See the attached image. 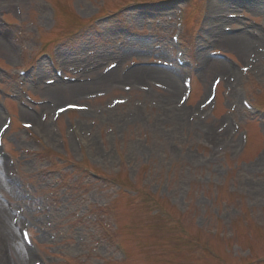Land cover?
I'll return each instance as SVG.
<instances>
[{"label": "rangeland", "instance_id": "1", "mask_svg": "<svg viewBox=\"0 0 264 264\" xmlns=\"http://www.w3.org/2000/svg\"><path fill=\"white\" fill-rule=\"evenodd\" d=\"M164 1L170 2L149 9L120 10L129 3ZM212 1L193 0L188 5L181 0H0V29L4 30L0 42L9 47L0 48V65L8 70V75L0 73V86L19 95L12 104L16 125L6 142L18 161L20 179L39 201L25 202L4 189L0 196L10 199L11 205H4L17 214L11 213L9 224L18 219L20 226H31L45 264H122L114 248L119 239L129 253L123 264H264V160L258 162L264 151V129L260 121L245 116L234 105L239 89L248 86L250 97L264 107V52L254 58L248 50L240 55L219 45L216 36L239 31L251 38L253 32L260 34L264 0L259 10L243 5L212 8ZM48 4L56 7L57 18L51 17ZM181 6L187 11L182 40L195 65L219 50L247 70L213 58L236 72L233 90L218 72H206L205 89L202 71L194 75L196 93L186 108L197 109L208 98L213 82L220 79V106L213 116L207 117L206 109L202 120L190 118L194 110L178 120L162 82L150 83L148 90L140 88L147 86L143 82L133 87L132 82H103L89 96L62 100L45 92L51 74L39 57L34 38L41 39L44 50L62 52L72 74L83 70L80 75L95 79L116 64L112 71L120 76L133 62L172 60L174 16ZM112 13L122 21L95 20ZM262 39H255L256 46ZM20 46L26 48L27 56ZM139 49L149 53L131 52ZM118 52L125 53L123 59L116 58ZM30 61L43 66L45 81L30 96L48 99L50 104L43 110H28L32 117L21 118L20 101L29 99L19 90L16 70ZM178 77L181 84L180 74ZM181 95L182 90L175 98L178 105ZM74 104L89 111L53 121L56 108ZM43 114L47 115L43 128L23 129V122L33 124ZM233 114L240 115L252 130V144L243 154L238 153V138L232 150L213 142L199 123L217 130ZM72 122L79 124L87 139L86 152L73 143ZM2 123L1 117L0 126ZM80 164L108 178L118 177L122 188L128 187L132 193L90 178L79 170ZM8 169L3 167V177ZM159 209L168 211L167 218L161 217ZM8 262L22 264L13 251L5 253L0 236V264Z\"/></svg>", "mask_w": 264, "mask_h": 264}, {"label": "bare ground", "instance_id": "2", "mask_svg": "<svg viewBox=\"0 0 264 264\" xmlns=\"http://www.w3.org/2000/svg\"><path fill=\"white\" fill-rule=\"evenodd\" d=\"M222 6V8H230L233 5H240V6H246L248 8H253L259 10L261 8V0H213L211 3V7L215 6ZM140 18H136V20H139ZM4 30L0 29V34L3 33ZM218 43L219 45H225L227 47H231L232 49L236 50L240 55H243L245 51H249V56L251 54H259L260 52H264V46L261 42H259V47L256 46L258 41H256L254 38H251L249 36V33L245 31H239L236 35L233 34H226L224 32H218ZM147 46V42H141ZM143 45V48H146V46ZM0 48L3 50H8L9 47L5 44H2L0 42ZM262 50V51H261ZM131 52H140V53H149V50L147 49H139ZM165 52H160L161 56H164ZM115 56L117 59H123L125 56L124 52H118L115 53ZM218 72L219 75L232 87H234L233 82L235 75L237 76L236 72L231 69V67L225 62L217 60V59H206L205 61V67L203 68L200 77H202V87L205 89L206 82L203 80L206 76V72ZM179 74H177V71L173 68H167L163 69L161 67H152L149 68L147 66H140L135 67L129 72H127L124 75V78H121L116 71H106L105 74H102L99 78H92L90 81L91 83L87 82V84H76V85H62V84H56L50 87H47L45 89V92L53 96L55 99H66V98H79L82 96H89L91 95L92 90H97L99 88V85L103 86V82H107L108 84L111 83H120L121 81L125 83H131L132 86L137 85L134 83L137 82H143L145 85V88H149L150 83H160L164 84L166 86V89L170 93V97L168 98V101L171 105H173V110L175 116L180 119L183 115H186L188 113H191L192 111L196 110L199 112L198 109L191 106L190 108H182L179 106L175 100L176 96L178 95L179 91L183 88L182 85L179 82ZM129 83V84H130ZM87 93V94H85ZM91 93V94H90ZM200 116L199 114H196ZM19 116L21 118L25 117H32V115L27 112L26 110H20ZM3 117L0 112V118ZM181 120V119H180ZM36 125L38 124L40 127H42V124L40 122H36ZM202 128L205 129V134L212 139V141H217L221 145H230L231 149L234 150L236 146V142L229 139V127L225 125L223 121H221L220 128L216 130V128L213 127V125L210 126H204V123L199 121ZM200 127V126H199ZM43 128V127H42ZM257 143V140H256ZM261 155V158H259V163L264 160V151ZM5 164H3L0 161V189L4 190H13V188L10 186L9 181H7L3 177V167ZM12 214L8 211L7 207L0 202V236H1V243L3 246V250L6 254H9V251H13L14 254H16L17 258L19 259L20 263L22 264H29L31 259V255L27 251L26 246L23 244L22 239L20 238V235L16 232L15 228L12 226V224H9V218ZM9 264V262H8ZM12 264H15L12 262Z\"/></svg>", "mask_w": 264, "mask_h": 264}]
</instances>
